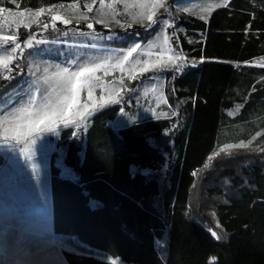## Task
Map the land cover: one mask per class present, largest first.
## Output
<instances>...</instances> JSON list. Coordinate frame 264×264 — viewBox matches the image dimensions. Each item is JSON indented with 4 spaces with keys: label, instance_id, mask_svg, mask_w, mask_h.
<instances>
[{
    "label": "trees",
    "instance_id": "obj_1",
    "mask_svg": "<svg viewBox=\"0 0 264 264\" xmlns=\"http://www.w3.org/2000/svg\"><path fill=\"white\" fill-rule=\"evenodd\" d=\"M68 2L77 0H16L24 10ZM78 2L84 8L92 0ZM169 4L166 32L185 60L178 62L180 72L165 70L164 111L128 119L122 112L147 98L121 91L119 103L97 108L83 122L58 125L53 194L87 192L89 209L77 235L120 256L122 264H264V1H230L204 15ZM2 6L16 8L11 0H0ZM98 6L97 0L93 12ZM142 30L133 24L121 33ZM13 75L11 82L0 77V95L20 84L23 72ZM149 78L145 72L124 84ZM241 142L249 146L220 151ZM57 155L73 179L55 167ZM113 243L128 254L112 250Z\"/></svg>",
    "mask_w": 264,
    "mask_h": 264
},
{
    "label": "snow or ice",
    "instance_id": "obj_2",
    "mask_svg": "<svg viewBox=\"0 0 264 264\" xmlns=\"http://www.w3.org/2000/svg\"><path fill=\"white\" fill-rule=\"evenodd\" d=\"M11 2L19 9L16 0H11ZM98 2L99 8L97 11L101 18H91L94 23L102 24L107 28L109 24L103 17L111 15L112 21L125 30L131 28L133 24L146 26V29L159 25L160 29L155 37V42L149 41L146 49L140 43H134L126 49L105 50L103 55L88 56L83 60L77 57L68 66L57 64L54 67H44L42 74L39 76L36 73L41 70L37 68L32 73L35 79L31 81L27 90H22L20 85H17V88L12 91L0 95V143L13 148L15 144L35 143L32 138L40 132H54L60 124L69 127L72 124L83 122L97 108H102L110 103H119L122 89H117L114 94L110 93L107 96L101 94L99 100L93 94L96 87L104 88L103 77L110 76L116 71L122 74L118 78L119 84L122 86L124 85L123 74H126L128 79L135 80L137 69L141 75L150 70H162L168 67L173 68L176 72L181 71L183 65L178 62L184 61L185 57L181 52H177L172 48L171 37L166 32V29L172 27V24L167 19L157 18L159 9H164L165 13L168 12L167 0H98ZM96 3L97 0H92V3H85L84 8L87 12H93ZM117 5L123 6L122 11L117 10ZM219 6L216 5V7ZM54 8L57 11L54 12ZM211 8L210 5L202 11L210 12ZM60 9L71 10L72 17L69 18ZM184 10L187 11V9ZM87 12L80 11L78 0L68 5L61 3L48 8L38 7L35 11L29 8L14 12L10 8L0 7V15L8 14L4 17L3 23H0V77L7 82L14 80L13 72L15 69H19L20 65L15 64V68L13 65L18 58H23L24 49H32L34 44L46 43L44 40L36 39V33L29 35L23 41V44L18 42L16 35L5 34L3 27L8 24L9 20L16 24L17 28L23 26L26 29H31L33 25H36L42 30H47L49 27L57 30V21L66 26L72 24L73 19L76 20L77 24L80 21H89L90 17ZM46 13L49 14L50 21L41 20ZM118 16H126L131 22L122 21L117 18ZM204 18V16H201V19ZM94 23L88 22L86 24V27L93 30V32H77L74 34L91 36L93 40L102 39L99 35L94 34ZM68 34V32L63 33L64 36ZM108 39H112V36H109ZM91 47L96 48V44H92ZM153 49L159 50L154 52ZM138 50H140L139 55L134 57V53H138ZM165 51L172 53L168 57V62L163 60ZM143 55L149 57L155 55L157 59L155 61L143 60L141 59ZM127 65H130V67L126 69ZM100 72L103 73V77L97 75ZM16 75H21V73L17 72ZM22 83H27V81H22ZM4 86L7 87V84ZM85 90L87 91V100L91 103L84 102L81 104V92ZM145 95H147V92ZM152 111L155 112L154 109ZM163 115H167V113ZM72 135L75 136L76 133L73 132ZM250 143L251 141H249ZM248 146L243 142L229 144L225 145L220 151L223 152L231 148H246ZM261 151H264V149H261ZM214 155H219V153H214ZM212 159L213 156L208 157L209 161ZM203 167L208 168L209 164L205 163ZM192 175L196 176L197 172L194 171ZM212 235L217 240L220 239L216 232H212Z\"/></svg>",
    "mask_w": 264,
    "mask_h": 264
},
{
    "label": "rangeland",
    "instance_id": "obj_3",
    "mask_svg": "<svg viewBox=\"0 0 264 264\" xmlns=\"http://www.w3.org/2000/svg\"><path fill=\"white\" fill-rule=\"evenodd\" d=\"M174 9L175 11H179L180 6L184 7L185 9L195 12L197 14H206L208 11H202V9H207L210 5L212 6V1L209 0H179L174 1ZM73 2H68L65 5H68ZM168 5L169 0H167ZM59 5V4H58ZM84 6V5H83ZM99 8V6H98ZM169 8V6H168ZM27 9V8H26ZM29 9V8H28ZM35 11V8H30ZM123 6L118 5L117 10L122 11ZM96 9L94 12H87L85 8L80 7V11L87 12L88 16H92V18L99 19L101 18L99 12ZM53 11H57V9H53ZM62 13H64L69 18L72 17L73 13L71 10L65 11L64 9H60ZM106 11V10H105ZM170 11L165 13L164 9H159L157 13V18H163L168 20V15ZM5 15H0V23H3ZM105 18H107L105 16ZM118 19L122 21H126L125 16H118ZM126 18V19H125ZM104 19V17H103ZM42 21H50L49 14H45L42 18ZM88 21H80L78 24L75 19H73V23L70 25H64L60 21L56 22L57 30H53L51 27L47 30H42L41 28L33 25L31 29H26L25 31H18L16 24L12 23L11 20L8 21V24L4 25L3 31L5 34H14L18 38V42L23 44V41L32 33H36V39L44 40L46 43H42L39 45L33 46L32 49H24L23 58H18L17 61L14 63L13 67L15 68V64H19L21 70L23 72V79L20 81V89L27 90L29 84L35 77L32 75L33 72L39 68L41 71L37 72L36 75L39 76L42 74V70L44 67L48 66H55L60 64L61 66H68V64L80 57L81 60L88 56L93 55H103L105 50H119V49H126L130 45L134 43H140L142 47L145 49L149 41L155 42V37L157 36L160 26L157 25V30L154 28H148L146 30V26H141L140 24H136L138 29H143L140 33L129 32L128 35L125 33H121L122 28L114 23L112 19H108L109 27L101 29V28H94V31H100L99 36L102 39L93 40L91 36H79L75 35L74 33L77 32H85L88 30L86 24ZM97 29V30H96ZM144 30H146L144 32ZM93 31V30H91ZM68 32L67 36H64L63 33ZM109 36H112V39H108ZM127 36V37H126ZM116 37H121L120 40H114ZM128 39V40H127ZM111 40L114 41H124L121 44L112 43ZM127 40V41H126ZM126 41V42H125ZM96 44V48H92L91 45ZM159 49H153V51H158ZM138 53H134V57L138 56ZM19 57V52L17 53ZM172 55L165 51L163 60L168 62V57ZM143 60H151L155 61L157 57L155 55L149 57L147 55L141 56ZM170 63V62H169ZM130 67V65L126 66V69ZM165 69L162 70H150V78L148 80H143L141 83L136 82L135 86L131 84L128 85H120L119 84V77H121V73L119 71L114 72L112 75L103 77V73H97V75L102 76L104 80V88L101 89L100 87H96L94 89V97L98 100L100 95H109L110 93L114 94L115 90L122 89L127 93V96L134 94V92L138 91L139 95L147 98L146 102L140 101L141 107L129 111H123V116H127V118L131 119L137 115H148L153 113H158L164 111V102L163 97H161V90L163 87V79L165 75ZM139 75V71L137 69V76ZM124 83L128 80V76L123 74ZM27 81V83H22V81ZM17 88V87H16ZM15 89V88H13ZM12 89V90H13ZM154 89V90H150ZM12 90H7L10 92ZM147 92V95L145 93ZM5 93V92H4ZM81 104L84 102L91 103V101L87 100V91L81 92ZM155 110L153 112L152 110ZM53 135L51 131L40 132L38 135H35L32 139L35 140V143L25 142L21 144H15L14 148L12 146H8L5 149V159H7V163L4 168L0 169V174L7 172V174L11 175L15 182H4L2 184V188L8 189H21L28 185L29 180H25L27 175L38 165H44L45 162V153L48 148V137ZM23 149V151H21ZM39 151V153H38ZM42 153V154H40ZM40 154V155H39ZM234 155L233 152L227 154V159L232 160L231 156ZM40 167V166H39ZM43 168V167H42ZM1 185V184H0ZM5 210L0 209V215H4ZM23 215L22 211L14 210L10 211V218H16L18 215ZM7 219V217H6ZM50 242L55 243L58 248H61L66 245L67 241L64 239H56L51 235L46 237Z\"/></svg>",
    "mask_w": 264,
    "mask_h": 264
},
{
    "label": "crops",
    "instance_id": "obj_4",
    "mask_svg": "<svg viewBox=\"0 0 264 264\" xmlns=\"http://www.w3.org/2000/svg\"><path fill=\"white\" fill-rule=\"evenodd\" d=\"M209 1H212L213 12L217 8L216 5L227 7L230 1L264 0ZM2 7L10 8L14 12L24 10V8ZM57 132L56 129L53 135L48 137L44 165L36 166L25 177V180H29L26 187L2 188L4 182H15V180L7 172L0 174V209L5 210L4 215H0V264H71L72 260L75 264H90L91 262V264H104L103 262L122 264L120 256H113L104 250L92 247L77 235L84 228L86 213L89 209L90 202L87 192L76 189L65 192L57 190V194H53L51 157ZM7 147L0 143V169L4 168L7 163L4 154ZM53 163L61 170L63 177L73 179L74 176L69 166L62 162L61 156L57 155ZM73 182L81 184L76 180ZM55 184L58 187L61 183L56 182ZM14 210L22 211L23 215L20 213L18 217L10 218L9 213ZM53 231L67 241L65 246L58 248L55 243L46 238L54 233ZM122 246L125 245L113 243L111 249L117 253L126 251L125 253L128 254L129 248L121 250ZM96 260H100V263Z\"/></svg>",
    "mask_w": 264,
    "mask_h": 264
},
{
    "label": "built area",
    "instance_id": "obj_5",
    "mask_svg": "<svg viewBox=\"0 0 264 264\" xmlns=\"http://www.w3.org/2000/svg\"><path fill=\"white\" fill-rule=\"evenodd\" d=\"M51 236L56 237V239H60V238H58V236H57L56 234H54V233H52Z\"/></svg>",
    "mask_w": 264,
    "mask_h": 264
}]
</instances>
